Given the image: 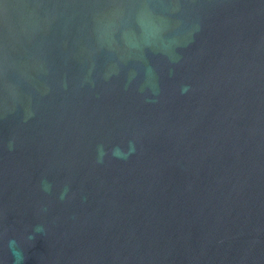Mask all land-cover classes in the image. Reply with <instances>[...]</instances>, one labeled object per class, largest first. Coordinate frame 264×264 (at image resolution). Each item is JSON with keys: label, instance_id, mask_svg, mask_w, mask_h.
Segmentation results:
<instances>
[{"label": "water", "instance_id": "water-1", "mask_svg": "<svg viewBox=\"0 0 264 264\" xmlns=\"http://www.w3.org/2000/svg\"><path fill=\"white\" fill-rule=\"evenodd\" d=\"M0 264H264V0H0Z\"/></svg>", "mask_w": 264, "mask_h": 264}, {"label": "clouds", "instance_id": "clouds-1", "mask_svg": "<svg viewBox=\"0 0 264 264\" xmlns=\"http://www.w3.org/2000/svg\"><path fill=\"white\" fill-rule=\"evenodd\" d=\"M122 152V150L120 148H114L113 149V155H118Z\"/></svg>", "mask_w": 264, "mask_h": 264}]
</instances>
